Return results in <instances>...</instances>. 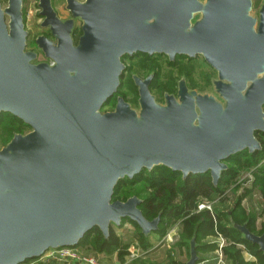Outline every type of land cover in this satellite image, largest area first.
Listing matches in <instances>:
<instances>
[{"label":"water","instance_id":"95a60500","mask_svg":"<svg viewBox=\"0 0 264 264\" xmlns=\"http://www.w3.org/2000/svg\"><path fill=\"white\" fill-rule=\"evenodd\" d=\"M38 8L51 37L28 50L23 0L0 1V114L31 128L0 149V264L75 247L94 228L108 238L124 219L148 238L161 214L148 220L136 195L113 200L120 180L164 166L183 179L209 173L217 186L230 157L262 149L264 0L256 14L254 0H66L68 18L52 0ZM135 53L202 56L217 73L214 93L182 79L160 103L153 74L133 75L138 107L118 98L102 111L120 87L123 57ZM231 225L264 254V233ZM187 243L186 264H198L196 238Z\"/></svg>","mask_w":264,"mask_h":264},{"label":"trees","instance_id":"16d2710c","mask_svg":"<svg viewBox=\"0 0 264 264\" xmlns=\"http://www.w3.org/2000/svg\"><path fill=\"white\" fill-rule=\"evenodd\" d=\"M24 20L26 22L25 17ZM0 127H2L3 138L8 142L16 133H24V128L31 129L29 125L10 113L0 114ZM256 137L260 141L262 149L252 154L244 151L230 157L226 162L228 169L222 173L217 186L212 183L209 173L191 175L183 179L180 172H174L164 166L155 167L150 172L144 170L132 180L125 178L118 182L113 200L125 201L136 195L142 200L140 209L148 220H152L161 214L159 228L154 232L159 235L160 240L166 236L171 226L177 223L180 224V241L174 247L169 248L162 263L154 264H182L178 259L179 254L184 248L189 249L187 241L193 237L196 238L198 254L209 253L217 245L215 246V243H205L204 239L217 233L226 240L227 244L223 252L227 261L232 264L237 262L247 264L243 260V253L247 251L256 258L258 264H264V254L258 246L245 240L242 234L231 225V222L238 225L246 224L253 233L257 235L264 233V221L261 228H258L256 221L258 217L247 213L241 206L244 196H234L233 202L221 198L214 204L213 213L208 210L196 212L199 198L215 200L224 193L225 188L232 181H235L241 169L246 168L250 163L264 162V133L257 132ZM257 186L263 188L264 184L259 179L257 182L256 179L255 187L257 188ZM129 222L136 225L138 231L135 233V237L139 240L141 247L146 249L147 244L144 240L149 241L148 238L142 234L136 223L130 220ZM79 246H83L87 250L92 249L96 253H116L121 261H124L128 254L127 247L122 242L115 226H111L108 238H104L98 228L92 229L83 237ZM200 258L201 261L203 257L200 256ZM137 259L132 264H152Z\"/></svg>","mask_w":264,"mask_h":264},{"label":"rangeland","instance_id":"374dc122","mask_svg":"<svg viewBox=\"0 0 264 264\" xmlns=\"http://www.w3.org/2000/svg\"><path fill=\"white\" fill-rule=\"evenodd\" d=\"M0 1L2 2L3 7H7L8 0H0ZM254 1H255L254 14H256L262 0H254ZM38 2L39 0H23V12H24V17L26 19L25 25H26V30L29 33L28 45H27L28 50H35L36 48V45L34 44L35 39L40 35H47L49 32L47 29L40 27V23L42 22L43 19L39 17L40 8H38ZM52 4L60 18L69 16V12L66 9V0H52ZM81 24H82V21L77 19L75 33H74L75 38L79 36ZM153 59H154L153 63L155 66H151L150 69L146 71V73H145V70L138 69V68L136 69L138 70V73L143 74V75L144 74L146 75L152 69H156L160 72L157 82L152 88V94L156 97V100L158 102L163 103L165 94L167 93L172 94L176 91V85L179 79L180 80L184 79L185 81H187L188 79L194 80L193 82L194 86L193 88L189 87L190 89L196 90L200 93H209V94L214 93L212 84H213V80L217 78V73L212 67H210L209 65L205 63V60L202 56L198 55L192 59H188L186 57H177L176 60L171 64L168 62L167 56L166 55L164 56L163 54L161 55L154 54ZM44 60H45V57L42 54H39L37 61H44ZM124 62L127 64L129 62L128 58H126ZM189 72L191 74L188 76L187 74H189ZM123 74L124 75L122 79V85H121V88L118 94L119 96L124 97L126 100H128L132 104H136L135 108H137L138 104L136 102H137L138 94L136 91V87L134 86L133 82L130 80L129 78L130 75L127 73V71H125ZM205 80H208L210 84L207 82L204 83ZM114 104H115V101L109 102L107 105H105L102 108V111L112 110L114 107ZM30 130L31 129L24 128V131H25L24 133H28ZM7 142L8 141L5 140V138H3L2 127H0V149L3 148ZM252 169H254L253 171L254 173L256 172L254 177L255 179H257V182L259 179L264 184V162L260 161L257 164L250 163L246 168L241 169L240 171L248 172ZM144 178H146V176H144ZM255 183H256V180H255ZM256 189L264 197V187L259 188L257 186ZM225 190H227L229 193L227 194V197H224V198L227 200L232 198L229 201L233 202L235 192L237 190V185H235V181H232V183L228 187H226ZM246 201H247L246 204L241 203V206L243 207V209L247 213L256 215L258 217V215L254 212V209L252 207L251 197L248 196L246 198ZM121 224L122 225L115 227V228L122 242L124 243L125 247H127V250H128L127 255H129L131 251L138 250L140 257L137 260H143V262H147V263L149 262L152 264L159 263V262L162 263L165 259V253L169 250V248L174 247L175 244L178 241H180V229L178 230L179 232L178 240L175 243L173 242L172 244H169V245L161 244L159 235L154 233L150 237H148L149 241L144 240V242L147 244V247L145 249L141 247L139 240L135 237V233L138 231L136 228V225L129 222V220H124ZM174 226L175 224L171 226L170 229H168V232H171ZM217 237L218 235L215 234V235L205 238L204 241L205 243L214 244L218 240ZM90 244L92 245L93 243H90ZM89 250L91 251L92 254L96 255L102 262L105 261L107 262L106 264H114L115 253L113 254L96 253L92 249H89ZM214 250L209 253H203V254L213 257ZM178 259H179V262H181L182 264H186V262L189 259V249L184 248L182 252L179 254ZM243 260L247 264H258L256 258L252 254L248 253L247 251H244L243 253ZM28 262L33 263L35 262V259L34 261L29 260ZM132 263H135V260ZM227 264H232V263L230 261H227Z\"/></svg>","mask_w":264,"mask_h":264},{"label":"built area","instance_id":"2783aa9c","mask_svg":"<svg viewBox=\"0 0 264 264\" xmlns=\"http://www.w3.org/2000/svg\"><path fill=\"white\" fill-rule=\"evenodd\" d=\"M254 169L245 172L241 171L237 178L235 179V185H237V190L235 192V196H244L242 198V204H246V198L248 196L252 199V207L254 212L258 215L257 218V226L261 228V225L264 221V197L260 194V192L255 188V173ZM229 192L227 190L224 191L220 197L215 200H210L208 198H199L197 201L196 212H202L205 210L213 212V206L217 203L221 198L227 197ZM232 199V198H231ZM229 199V200H231ZM235 199V198H234ZM248 206V204H247ZM180 224H175L173 230L168 232L167 235L162 239L164 243L172 244L175 243L179 238ZM217 242L215 243L217 246L213 252L212 256L203 257L202 260L198 264H227L226 257L224 255V247L226 246L225 238L218 234ZM140 255L138 250L131 251L129 255L125 257L124 262L120 264H132V262L139 258ZM34 261V260H32ZM30 262H27L28 264ZM30 264H105L103 263L96 255L89 252V250L81 247L79 245L75 247H60L57 249H49L46 251L40 258L35 259V262Z\"/></svg>","mask_w":264,"mask_h":264},{"label":"flooded vegetation","instance_id":"af4514ba","mask_svg":"<svg viewBox=\"0 0 264 264\" xmlns=\"http://www.w3.org/2000/svg\"><path fill=\"white\" fill-rule=\"evenodd\" d=\"M69 16H67V17H64V18H68ZM48 30V29H47ZM74 33H75V31H74ZM47 36L48 37H51L50 36V33L48 32V34H47ZM140 53H135L134 55H132V56H124L123 57V59H122V61H123V63H124V70H123V73L125 72V71H127V73L130 75L129 76V78H130V80L133 82V84H134V86L136 87V91H137V94H138V98H137V104H138V101H139V92H138V88H137V86L135 85V83H134V80H133V75H137V74H139V75H137V76H139L140 78H142L143 80L144 79H146L147 77H149L150 75H152L153 74V79H152V82H151V84H150V90H151V92H152V87L155 85V83L157 82V79H158V77H159V75H160V72L158 71V70H156V69H152L151 71H149V73H147L146 75L144 74H140V73H138V70L136 69V68H138V69H142V70H145V73H146V71L147 70H149L150 69V67L151 66H155L154 65V59H153V55H151V56H149V55H139ZM161 55V54H160ZM165 56V55H164ZM177 57H184V56H176L175 57V59L174 60H169V58L167 57V60H168V62L171 64V63H173L175 60H176V58ZM186 58H188V59H192V58H189V57H187V56H185ZM126 58H128V63L126 64L125 62H124V60L126 59ZM130 63V64H129ZM205 63L207 64V65H209L206 61H205ZM210 66V65H209ZM211 67V66H210ZM135 72V73H134ZM142 72H144V71H142ZM191 73L189 72V74H187L188 76L190 75ZM123 75L124 74H122V77H123ZM205 78V77H204ZM179 82H180V79L177 81V85H176V91L174 92V93H172V94H177V91H178V84H179ZM193 82H194V80H192V79H188L187 81H186V83H187V86L188 87H192L193 88V86H194V84H193ZM205 82H207L208 83V80H205L204 81V83ZM121 85H122V79H121V84H120V87H119V89H118V91L111 97V99L106 103V105L109 103V102H113V101H115V104H114V107H113V109L112 110H114V108H115V106H116V103H117V100H118V98H123L125 101H127L128 103H130L131 105H132V107L134 106H136V104H132L131 102H129L128 100H126L124 97H122V96H119V90H120V88H121ZM138 106V105H137ZM112 110H110V111H112Z\"/></svg>","mask_w":264,"mask_h":264},{"label":"crops","instance_id":"0c3cea01","mask_svg":"<svg viewBox=\"0 0 264 264\" xmlns=\"http://www.w3.org/2000/svg\"><path fill=\"white\" fill-rule=\"evenodd\" d=\"M167 233H168V232H167ZM152 234H154V233H152ZM152 234H151V235H152ZM151 235H150V236H151ZM166 235H167V234H166ZM150 236H149V237H150ZM163 239H164V238H163ZM160 241H161V244H164V245L167 244V243H164V241H162V240H160ZM168 245H169V244H168ZM81 247H83V246H81ZM84 248H85V247H84ZM201 256H202V257H206V255H204V254H201ZM104 262H105V261H104ZM104 262H103V263H104ZM122 262H124V261H121V260L118 258V255L115 253L114 264H120V263H122ZM106 263H107V262H105V264H106Z\"/></svg>","mask_w":264,"mask_h":264}]
</instances>
